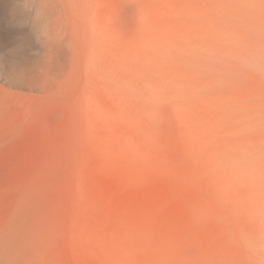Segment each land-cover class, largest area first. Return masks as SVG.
<instances>
[{
  "label": "rangeland",
  "instance_id": "rangeland-1",
  "mask_svg": "<svg viewBox=\"0 0 264 264\" xmlns=\"http://www.w3.org/2000/svg\"><path fill=\"white\" fill-rule=\"evenodd\" d=\"M0 264H264V0H0Z\"/></svg>",
  "mask_w": 264,
  "mask_h": 264
}]
</instances>
